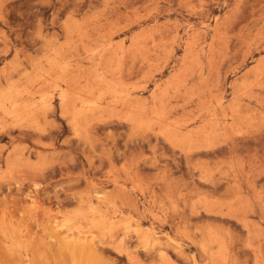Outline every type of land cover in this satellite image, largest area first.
Returning a JSON list of instances; mask_svg holds the SVG:
<instances>
[{
    "label": "rangeland",
    "instance_id": "1",
    "mask_svg": "<svg viewBox=\"0 0 264 264\" xmlns=\"http://www.w3.org/2000/svg\"><path fill=\"white\" fill-rule=\"evenodd\" d=\"M0 264H264V0H0Z\"/></svg>",
    "mask_w": 264,
    "mask_h": 264
}]
</instances>
